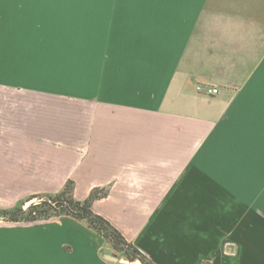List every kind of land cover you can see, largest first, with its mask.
<instances>
[{
  "label": "crops",
  "instance_id": "0c3cea01",
  "mask_svg": "<svg viewBox=\"0 0 264 264\" xmlns=\"http://www.w3.org/2000/svg\"><path fill=\"white\" fill-rule=\"evenodd\" d=\"M68 180L153 264H264V0H0V208ZM105 249L0 219V264Z\"/></svg>",
  "mask_w": 264,
  "mask_h": 264
},
{
  "label": "trees",
  "instance_id": "16d2710c",
  "mask_svg": "<svg viewBox=\"0 0 264 264\" xmlns=\"http://www.w3.org/2000/svg\"><path fill=\"white\" fill-rule=\"evenodd\" d=\"M73 189V181L68 180L58 192L43 193L30 197L37 200L27 207L23 206L25 200L10 208H0V219L6 221H35L63 215L71 216L96 231L115 251H118L127 259H138L141 264H153L132 243L128 242L106 218L91 209L92 201L105 196L106 191L94 189L84 200H77L73 197Z\"/></svg>",
  "mask_w": 264,
  "mask_h": 264
},
{
  "label": "water",
  "instance_id": "95a60500",
  "mask_svg": "<svg viewBox=\"0 0 264 264\" xmlns=\"http://www.w3.org/2000/svg\"><path fill=\"white\" fill-rule=\"evenodd\" d=\"M37 199L36 198H30L28 200H26L24 203H23V206L24 207H27L29 204H31L32 202H35ZM104 257L113 262V263H117V262H120V263H132V264H141V261L136 259L134 261H130L128 259H124V258H117L115 255H112V254H104Z\"/></svg>",
  "mask_w": 264,
  "mask_h": 264
},
{
  "label": "rangeland",
  "instance_id": "374dc122",
  "mask_svg": "<svg viewBox=\"0 0 264 264\" xmlns=\"http://www.w3.org/2000/svg\"><path fill=\"white\" fill-rule=\"evenodd\" d=\"M260 223H261V227L264 226V215L263 214H260ZM109 249H105V252L106 253H110L112 255H115L117 258H124V259H127L125 256H123L121 253H119L118 251H111L109 252L108 251ZM129 260V259H128ZM136 260V259H134ZM134 260H130V261H134ZM115 264H130V263H120V262H117ZM132 264V263H131Z\"/></svg>",
  "mask_w": 264,
  "mask_h": 264
},
{
  "label": "built area",
  "instance_id": "2783aa9c",
  "mask_svg": "<svg viewBox=\"0 0 264 264\" xmlns=\"http://www.w3.org/2000/svg\"><path fill=\"white\" fill-rule=\"evenodd\" d=\"M198 90H203L205 93H208V94H213V93H216L217 92V88L215 87H210V86H197L196 87Z\"/></svg>",
  "mask_w": 264,
  "mask_h": 264
}]
</instances>
